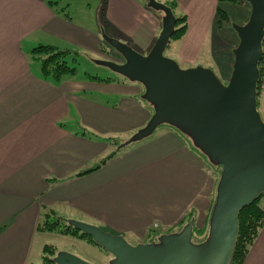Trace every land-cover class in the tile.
<instances>
[{
	"label": "crops",
	"instance_id": "1",
	"mask_svg": "<svg viewBox=\"0 0 264 264\" xmlns=\"http://www.w3.org/2000/svg\"><path fill=\"white\" fill-rule=\"evenodd\" d=\"M158 1L173 5L175 16H186L177 55L185 67L211 41L218 55L206 53L229 68V44L224 37L213 43L217 0ZM240 3L248 17L250 5ZM101 13L96 8L78 22L44 0H0V264H38L31 254L41 205L126 240L143 237L155 221L162 231L176 226L189 208L194 225L207 218L215 178L202 156L166 126L88 171L106 156L105 149L111 152L108 142L88 139V126L103 138L127 137L144 126L152 108L140 99L143 86L91 79L78 68L57 82L43 79L31 50L44 44L93 55L103 29L145 54L161 30L163 14L146 0H105ZM257 108L263 117L264 91ZM241 264H264V223Z\"/></svg>",
	"mask_w": 264,
	"mask_h": 264
},
{
	"label": "water",
	"instance_id": "2",
	"mask_svg": "<svg viewBox=\"0 0 264 264\" xmlns=\"http://www.w3.org/2000/svg\"><path fill=\"white\" fill-rule=\"evenodd\" d=\"M146 1L147 7L163 14L161 30L148 52L142 54L102 30V39L123 61L94 60L127 81L141 84V98L153 109L145 125L116 149L144 140L167 124L189 137L209 163L220 166L207 235L203 241L193 242L191 219L178 232L133 245L98 225L63 220L108 252L109 264H229L238 233V211L264 192V120L257 108L264 0H245L250 5L248 19L232 24L238 43L232 50L234 61L226 82L209 67L182 68L164 55L176 16L168 5ZM53 262L91 264L65 251L57 252Z\"/></svg>",
	"mask_w": 264,
	"mask_h": 264
},
{
	"label": "rangeland",
	"instance_id": "3",
	"mask_svg": "<svg viewBox=\"0 0 264 264\" xmlns=\"http://www.w3.org/2000/svg\"><path fill=\"white\" fill-rule=\"evenodd\" d=\"M54 1L60 2V4L58 3V4L50 5V7L54 8L58 15H60V16L62 15L61 14L62 9L60 6L66 5V6H68V10H67L68 16H70L72 19H74L75 21H78V22L81 21L79 18V16L81 14H85L86 16H88L90 14L94 15L96 12V8H97L98 13L100 15V14H102L101 9L105 6V0H53V2ZM217 3H218V5L216 6V10H217L218 6L222 9L226 10L228 13V18H227V16H223L222 21L218 22L219 19L221 18V16L218 15V13L216 11V19L213 21L214 27H216V28L214 29V33L212 36H216L217 40L215 39L213 41V43H215L216 41H218L220 43L221 38L224 37V39H223L224 42L226 44H229V46H230V51H228V54H227V58L229 59L230 66H229V68H227L226 66H224V68H222V64H220V61L216 62V64H215L214 61L211 60V58L209 57V55L206 52L214 53V55L216 56V55H218V51H216V50L214 51V48L212 46H209L211 44V41H209V42H206V44H204L202 52L199 56L200 58H198V60L192 64L193 65L192 67L197 66V65H203L205 67H213L216 71V75L219 78H221L223 82H226L228 80V78L230 77V74H231L230 69H231V66H232L233 61H234L233 60V54L231 51L233 50V48L238 43V38L236 41L237 33L234 30H232V24H243L248 19V17H247L248 13L244 12V10L242 9L243 5L241 3L239 4V2H236V0L235 1L217 0ZM246 4H248V3H246ZM146 5H147V1H146ZM57 10H59L60 12L58 13ZM182 15H185V14H182ZM177 16H181V15H177ZM218 25L219 26L222 25L223 28L226 29L227 31H219L217 28ZM102 30L103 29H101V31ZM108 36L113 38L110 35H108ZM212 36H210V37H212ZM181 37L178 39H173V38L170 39L169 44L167 45L166 49L164 50V55L167 57H174V59L177 61V63L182 68H188V67H185L183 65V63L177 57L178 50L181 46V42H180ZM100 38H102L101 34H100ZM101 41H102V39H101ZM231 48H232V50H231ZM77 52L79 53L80 57H79V60L77 59L78 64H76V68H78L80 70V74L82 76L95 75V76H98L101 78L111 77L110 79H113V78L124 79L121 76H119L118 74L112 72L109 68L102 66V65H98L94 62V60H112V61H116V62H122L123 61L121 56L114 49H112L107 43L102 42L100 49H99V53H96L93 55H89V53H86V54L81 53L79 51H77ZM34 61H36V60L34 59ZM70 61H72V60L70 59ZM139 87L142 88L141 85H139ZM263 91H264V76H263V80L260 84V87L257 90V106L259 103L260 95L262 97ZM262 119L264 120V114H263ZM69 125H72V124H69ZM82 128H84V127H82ZM90 129L91 128L88 126V131H87L88 139L104 142L103 139L102 140L100 139L103 137L100 136L99 134H96V135H98L100 137H94L93 135H91L94 132L92 133ZM83 134H85V132H83ZM129 136H127V137L114 136V140H112L110 143L108 142V144H107V145H109L108 149H110L111 151L114 150V152L117 151V149H116L117 146L119 144H121L122 142H124ZM105 151H106V149L104 150L103 154L105 153L104 155H108V152H105ZM204 168L210 175L214 176V178H215L214 190L212 192L213 193L212 198L214 199L215 186H216L217 180L219 179V176H220L221 167L217 166L216 168H214L213 165H211L208 162H205ZM213 199H212V201H213ZM260 204L264 205V199L261 200ZM211 207L212 206H210V208ZM210 208L208 210V215H207V218L205 221L196 222L195 223L196 225L193 224V229H192V231H193L192 241L193 242H199V241L201 242L205 239L207 232H208V219H209V215H210V211H211ZM193 209L194 208H189L188 211H192ZM194 213L195 212L193 210V218H192L193 220H194V216H195ZM56 214L58 215L57 212H56ZM61 215L63 218H65V216L63 214H61ZM53 217L54 216L52 215L49 218L51 219ZM68 219L78 220L75 218H68ZM78 221H82V220H78ZM83 222H85V221H83ZM194 222H195V220H194ZM263 223H264V221H263ZM185 224L186 223L184 222L180 226L173 227V228L172 227H165V230L162 231L161 228H164V227L161 226L159 222L155 221L151 224L152 226L150 228L152 230L150 228L149 229L153 232L157 231L156 233H158V235H156L155 238L153 239V241H156L157 238L161 234L178 232L181 230V228ZM62 227L63 226H61V228ZM129 235H132V234H129ZM144 236L143 237L142 236L137 237V235H134L133 237L128 236L127 241L133 245H135L137 243H148V242H145ZM86 240H88V239L87 238L86 239L79 238V237H77V235H71V233L63 234V233H60L57 231L39 232V234L36 236L35 241H34V249H33L32 254H31V260H34L35 261L34 263H39L41 256H42V248L45 245H52L54 247L53 248V254L46 253L47 255H45V256L48 257L50 255L53 258L56 255V252L65 251V252L77 255L78 257L82 258L83 260H85L91 264H109V260L111 259V255L108 252L104 251L99 246L91 245L90 244L91 242H88ZM51 264H54V262H52ZM230 264H239V263L234 261Z\"/></svg>",
	"mask_w": 264,
	"mask_h": 264
},
{
	"label": "trees",
	"instance_id": "4",
	"mask_svg": "<svg viewBox=\"0 0 264 264\" xmlns=\"http://www.w3.org/2000/svg\"><path fill=\"white\" fill-rule=\"evenodd\" d=\"M44 1L49 6L54 5V4H58V3L60 4V2H55V1L53 2V0H44ZM229 1H235V0H229ZM243 1H245V0H236V2H239V3L243 2ZM168 5L170 7L171 6L173 7V5H171V4H168ZM60 7L62 9V12H61L62 16L69 19L68 11H67L68 6L65 5V6H60ZM57 11H58V13L60 12L59 10H57ZM216 11H217L218 15L221 16V18L219 19L218 22L222 21L223 16H227V18H228V13L226 10H224L218 6ZM186 27H187L186 16L185 15L177 16L176 17L175 31H174L171 38H173V39L180 38L185 33ZM102 42L106 43L103 39H102ZM262 49H263L262 57L258 63L260 77H259V80L257 83V90L259 89L260 84L263 80V76H264V37L262 40ZM31 54H32L33 62L38 63L39 75L43 79L50 78L54 82H57L64 75L76 74L77 58L80 57L79 53L76 50L61 49V48H57V47L52 46V45L39 44V45L35 46L34 48H32ZM33 58L36 61H34ZM70 59L72 61H70ZM231 70H232V66H231L230 71ZM88 77L91 79H99V80H103V81L109 80L107 78L106 79L99 78L95 75L94 76L89 75ZM140 99H141V96H140ZM142 101L145 102L144 100H142ZM148 105L152 108V106L150 104H148ZM152 112H153V109H152ZM162 126H166L167 129L173 131L183 141V143L186 146H188V148H190L193 152H198L202 156V158L205 160V162L209 163L207 158H205V156L192 144V141L189 139V137H187L185 134H183L182 132H180L179 130H177L176 128H174L170 125L164 124V125H161L159 127H162ZM91 135H93L94 137H100L94 133ZM100 139L101 140L103 139L105 142H109V143L112 140H114V138H111V137L100 138ZM122 149L117 150L115 152H114V150H112L108 155L103 157L94 167L88 169V171H92V170L99 168L108 159H110L113 155H115L116 153H118ZM213 166H214V168L217 167L215 165H213ZM214 197H215V195H214ZM262 199H264V192L262 194H260V196L253 203L243 207L242 209H240L238 211V215H237L238 216V233H237L236 240H235V243L233 246L232 255L230 258V263L236 261L239 264H241L242 261L244 260V257L246 255L247 251H248L249 246L251 245V243L253 242V240L257 236L258 231H259V229L262 226L263 221H264V205L260 204ZM213 201H214V199H213ZM213 201H212V204H213ZM52 215L54 217L50 219L49 217ZM192 218H193V210L185 213L182 220L176 226H172V228L178 227L181 224H183L184 222L187 223ZM61 226H63V227L61 228ZM150 229H148L147 233L144 236L145 242H152L153 239L155 238V236L158 235V233H156L157 231L153 232V231H151L152 229L151 230ZM36 231H38V232L57 231V232H60L63 234L71 233V235H77V237L82 238V239L87 238L88 240H86V241L91 242L90 243L91 245L98 246L90 236L83 234L80 231L73 228L72 226L68 225L63 220V217H60L59 215L56 214V212L54 210L46 207L45 205H41V215H40L39 220L37 221ZM192 234H193V231H192ZM53 248L54 247L52 245H45L42 248V256H41L40 262L38 264H51L53 262V258L50 255L48 257L45 256V255H47L46 253L53 254Z\"/></svg>",
	"mask_w": 264,
	"mask_h": 264
}]
</instances>
